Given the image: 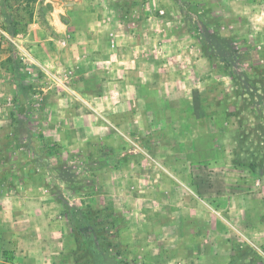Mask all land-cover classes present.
Returning <instances> with one entry per match:
<instances>
[{
  "label": "rangeland",
  "instance_id": "obj_1",
  "mask_svg": "<svg viewBox=\"0 0 264 264\" xmlns=\"http://www.w3.org/2000/svg\"><path fill=\"white\" fill-rule=\"evenodd\" d=\"M138 1L127 3L131 2V7ZM156 1L160 7L177 6L180 20H187L183 23L187 33L196 38L202 36L216 58L224 57L214 63L205 59L199 72L200 78L205 80L204 85H194L193 93V97L202 102L205 112L200 118L198 146L217 147L218 155L170 154L167 168L175 177L174 182L161 178L156 191L149 190L155 202L141 204L135 198L137 203L131 205L133 212L125 215L130 208L122 202L123 198H133L130 191L135 188H126L127 191L118 197L106 192L103 184H98L97 175L103 177L105 172L99 168L103 159L93 158L88 143L95 144L103 158L107 152L102 142L99 145L94 140L81 138L80 153L77 156L74 153L76 157L71 159L69 152L75 141L40 137L39 128L32 123L48 113L49 103L58 93L63 95V101L56 113L62 116V111L68 109L66 98L76 97L70 88H77V93L85 98L101 97L102 90L94 89L95 74L87 75L85 71L81 79L75 80L78 70L69 59H64L62 65L51 67L61 78L60 87L42 73L34 75L22 54L25 49L38 61L31 45L23 42L31 25L39 21L42 9H38V0H0V148L3 152L0 156V198L11 196L12 208L23 196L48 197L42 203L47 206L48 213L42 224L51 228L54 225L50 221H55V226H63L57 223L60 213L67 214L70 221V213L76 208L91 221L88 208L104 212L114 210L115 227L95 228L99 232L100 248L116 256L117 264H222L232 257H242L250 264L264 260V235L261 234L264 232V205L260 200L264 198V0ZM189 7L194 11L192 15L187 10ZM157 15L165 16L160 15L159 10ZM224 18L234 27H226ZM13 28L19 31L17 37L11 35ZM162 30L160 27L161 34ZM68 51L71 52L70 49L64 52ZM99 78H103L102 74ZM43 88H47L46 93ZM181 103V100L176 101L177 105ZM73 109L78 111L77 107ZM125 119L131 121L134 115L127 114ZM137 137L130 139L144 145L149 142L146 135L137 134ZM51 144L55 149L53 156L45 152ZM132 145L129 142L127 151L133 149ZM190 162L196 163L194 168ZM242 162H253L258 166L257 172L237 165ZM197 166H201L200 169ZM237 167L242 168L235 169ZM59 177L68 183L67 188L57 182ZM240 179L245 183H240ZM258 180L260 186L256 184ZM236 184L239 187L232 190ZM235 195H252L255 198L252 208L248 207V202L245 205L237 199L231 201ZM216 197L222 199V203L212 199ZM230 208L236 209L234 219L225 214ZM246 212H249L248 217ZM140 213L146 214L144 219ZM62 224L69 228L59 240L67 253L64 262L95 264L84 241L80 239L77 244L70 236L74 225H67V221ZM0 226V264H8L11 262V251L7 249L9 240L3 232L5 228ZM244 228H256L260 240ZM88 231V228L81 230L85 234H89ZM45 237V243L55 244L56 237L49 234ZM246 241L259 249L233 250V245L239 246ZM73 250L78 251L80 258L78 255L76 260L71 258Z\"/></svg>",
  "mask_w": 264,
  "mask_h": 264
},
{
  "label": "crops",
  "instance_id": "obj_2",
  "mask_svg": "<svg viewBox=\"0 0 264 264\" xmlns=\"http://www.w3.org/2000/svg\"><path fill=\"white\" fill-rule=\"evenodd\" d=\"M127 1L130 0H38V9H42L39 21L31 25L23 37V42L31 45V50L45 70L55 74L51 67H58L64 59H69L78 70L75 80L81 79L85 71L87 75L95 74L94 89L102 90L101 97L94 95L85 98L77 93V88H70L76 97L66 98L68 109L62 111V116L56 113L63 101V95L58 93L50 101L48 113L32 123L39 128L40 137L75 141L69 152L71 159L80 153L81 138L94 140L99 145L102 142L107 152L103 158L95 144L93 147L88 143L93 158L99 161L103 159L99 168L105 172L103 177L97 175L98 184H103L106 192L118 197L126 188H135L130 191L133 198H123L122 202L130 208L125 215L133 212L131 205L137 203L135 198L141 204L155 202L149 190L156 191L161 185V178L165 177L171 182L175 180L167 168L170 154L219 153L217 147L198 146L200 118L205 116V112L202 102L194 98L193 93L195 86L204 85L205 80L200 78L199 72L200 66L206 62L199 40L188 34L183 25L187 20H180L177 6L160 7L156 0L145 3L140 0L130 7L131 2ZM158 10L160 15L165 16H158ZM187 10L191 15L194 13L190 7ZM223 21L226 27H234L229 26L227 18ZM160 27L163 34L159 32ZM65 49L71 52L65 53ZM101 74L103 78H99ZM49 79L60 87L62 81L57 83ZM43 91H47V88H43ZM54 91L58 92L57 89ZM177 100L182 103L177 105ZM75 107L78 111L73 109ZM127 114H133L134 119L126 120ZM129 130L132 132L127 133ZM137 134L146 135L149 142L144 145L140 141H132V137L139 138ZM129 142L133 144V149L127 151ZM52 145L47 146L45 152L53 156L55 149ZM116 160L121 162L115 164ZM191 164H194L193 168L196 165ZM56 180L67 188L65 180L60 177ZM239 181L245 183L244 180ZM179 184L184 186L183 183ZM237 184L231 189L239 187ZM256 184L260 186V181ZM206 185L209 186L208 183ZM10 198H0V225L5 228L3 232L9 240L7 249L11 251V262L8 264H72L64 262L67 253L62 250L63 245L59 241L69 229L62 224L67 221V225H70L68 215L60 213L57 223L62 227L55 226V221H50L53 228L46 227L42 221L48 217L47 206L44 207L42 203L48 197L40 194L23 196L21 202L12 208ZM212 199L218 203L222 200L219 197ZM231 199L243 201L245 205L248 202V207L252 208L255 198L252 195H235ZM260 200L264 205V198ZM3 204L6 206L2 207ZM56 210L61 211L59 208ZM235 211L230 208L225 214L234 219ZM246 213L248 217L249 212ZM139 216L144 219L146 214L140 213ZM232 230L239 234L234 227ZM248 230L260 240L256 228ZM48 234L56 237L57 243H45ZM261 234L264 235V232ZM251 247L257 248L246 241L239 246L233 245V250L246 248L255 251ZM222 264L250 263L242 257H232ZM251 264H264V260Z\"/></svg>",
  "mask_w": 264,
  "mask_h": 264
},
{
  "label": "trees",
  "instance_id": "obj_3",
  "mask_svg": "<svg viewBox=\"0 0 264 264\" xmlns=\"http://www.w3.org/2000/svg\"><path fill=\"white\" fill-rule=\"evenodd\" d=\"M15 27V25L13 26ZM19 34V31L16 28H13L11 31V35L14 37H17ZM219 36V35H217ZM200 42L202 53L204 58L209 63H214L217 59L218 61H222V58L224 57H218L216 58V55L213 52L209 51V47L206 46L207 42L206 39H203L202 36H199L197 38ZM209 39L213 40L212 37ZM224 64V62H222ZM238 166L246 167L251 172L255 173L258 170V166L254 164L253 162L250 163H237ZM74 213H70V223L74 225V228L70 230V236L73 237V241L75 243H79L80 239L84 241L86 244L87 249L89 250L90 254L94 257L95 264H117L116 256L109 254L106 250L100 248V242H99V232H97L96 228L99 226H102L101 229L103 230V226H113L115 227L116 223L113 219V213L114 210H110L108 212H104L102 210H93L91 208H88L87 213L91 216V220H87V217L85 214L82 213V210L80 211L78 208L73 209ZM73 213V214H72ZM101 220L99 224L96 223V221ZM88 221L87 223H85ZM96 227V228H95ZM83 228H88L89 234H85V232H81ZM92 228V230H90ZM76 255L80 258V255L78 254L77 250H73L71 252V258H74L76 260ZM77 257V258H78Z\"/></svg>",
  "mask_w": 264,
  "mask_h": 264
},
{
  "label": "built area",
  "instance_id": "obj_4",
  "mask_svg": "<svg viewBox=\"0 0 264 264\" xmlns=\"http://www.w3.org/2000/svg\"><path fill=\"white\" fill-rule=\"evenodd\" d=\"M23 60H26L28 65H30L32 71L34 72L33 74L36 75L35 72L37 73H42L44 75H46V77L51 78V80L60 83L61 79L54 73H51L47 70H45L41 64L33 57V55L27 51V50H23ZM3 154V152L1 151L0 148V156Z\"/></svg>",
  "mask_w": 264,
  "mask_h": 264
}]
</instances>
